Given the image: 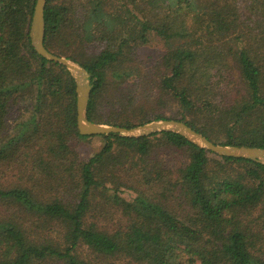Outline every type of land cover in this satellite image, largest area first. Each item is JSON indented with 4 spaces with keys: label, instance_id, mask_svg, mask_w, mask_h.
<instances>
[{
    "label": "trees",
    "instance_id": "obj_1",
    "mask_svg": "<svg viewBox=\"0 0 264 264\" xmlns=\"http://www.w3.org/2000/svg\"><path fill=\"white\" fill-rule=\"evenodd\" d=\"M34 4L0 0V264H264V165L170 132L80 135ZM43 19L44 47L90 75L91 122L264 148V0H46Z\"/></svg>",
    "mask_w": 264,
    "mask_h": 264
},
{
    "label": "water",
    "instance_id": "obj_2",
    "mask_svg": "<svg viewBox=\"0 0 264 264\" xmlns=\"http://www.w3.org/2000/svg\"><path fill=\"white\" fill-rule=\"evenodd\" d=\"M46 0H35L29 26V39L34 51L41 57L66 68L75 85L76 128L82 136H108L138 138L160 132H170L184 137L189 142L218 156L242 158L264 165V148L214 144L185 123L172 119L150 121L132 128L97 124L87 117V103L91 92V78L77 62L49 52L43 44L45 23L43 12Z\"/></svg>",
    "mask_w": 264,
    "mask_h": 264
},
{
    "label": "rangeland",
    "instance_id": "obj_3",
    "mask_svg": "<svg viewBox=\"0 0 264 264\" xmlns=\"http://www.w3.org/2000/svg\"><path fill=\"white\" fill-rule=\"evenodd\" d=\"M99 0H97L98 2ZM102 19V16L101 15H94V16H91L89 21L91 23L95 22V21H99ZM183 42V38L182 37H174L172 38L171 40H160L158 38H153V41H152V45H151V49H163V48H169V47H172V46H178V45H181ZM99 142L98 139H95L93 140L91 143L92 144H89V145H85L83 147L80 148V152H81V156L83 159H87L90 157V155H92L98 145H99ZM121 196L123 197V199L127 200V201H130V202H134L136 203V199L135 196L131 195V194H128V193H124V194H121Z\"/></svg>",
    "mask_w": 264,
    "mask_h": 264
}]
</instances>
